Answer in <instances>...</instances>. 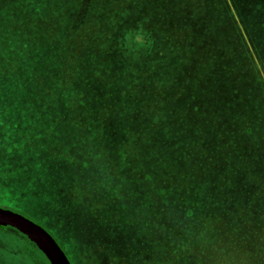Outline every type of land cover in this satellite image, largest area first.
I'll return each mask as SVG.
<instances>
[{
    "label": "trees",
    "instance_id": "trees-1",
    "mask_svg": "<svg viewBox=\"0 0 264 264\" xmlns=\"http://www.w3.org/2000/svg\"><path fill=\"white\" fill-rule=\"evenodd\" d=\"M99 2L23 0L15 13L0 9V108L28 117L42 106L89 107L93 137L107 138L115 158L121 143L122 169L88 191L103 200L87 230L106 241L103 228L108 244L118 242L109 263L120 250L151 251L147 264L166 262L169 241L171 264H264V0L188 2L185 21L171 22L168 44L140 40L139 27H125L138 13L108 24L112 12ZM141 75L153 81L144 96L128 89ZM170 78L171 115L164 117L151 92ZM126 150L140 158L129 160ZM141 181L152 191L145 206L135 202ZM125 202L144 210L140 225L123 220ZM74 213L66 210V222ZM151 232L157 246L145 243Z\"/></svg>",
    "mask_w": 264,
    "mask_h": 264
},
{
    "label": "rangeland",
    "instance_id": "rangeland-1",
    "mask_svg": "<svg viewBox=\"0 0 264 264\" xmlns=\"http://www.w3.org/2000/svg\"><path fill=\"white\" fill-rule=\"evenodd\" d=\"M20 1L0 0V9L15 13L18 4L22 8L23 0ZM105 1H107L106 12H112L111 15L107 14L109 17L108 24L110 18L120 19L121 22L123 20L129 21L132 14L138 13L139 19H137L139 21H135L134 26L129 23L125 27L127 29L139 27L141 31L140 40L147 39L149 36L152 39L156 36L162 41L166 39L165 42L168 44V40L171 41L172 21H185V10H189L190 5L199 7L200 3L207 5V1L213 0H100L99 4L105 7ZM95 10L100 13L103 12L100 8H95ZM215 24L214 21L212 26ZM124 32L125 34L128 33L127 31ZM61 41V37L55 41L58 48L62 47ZM169 60H171V56H167L161 62ZM165 66L169 67V62ZM160 72L165 74L164 70H160ZM96 75L94 79L99 83L107 81V78H100ZM124 79L127 82L128 77L126 74ZM165 81L159 93H151L156 94L154 98L160 97V104L162 103L164 108V117H170L168 114L171 115V78ZM116 82L120 84V80H116ZM152 83L153 81L148 82L147 78L141 75L128 89L144 96L145 86H151ZM155 84L159 85V82L155 81ZM147 93L150 92L147 91ZM169 98L170 101H168ZM157 105L156 103L155 106ZM88 108L73 104H69V106H42V109H45L47 113H52V118L53 113L56 114L53 121L51 118V122L48 121L47 116L43 117L42 109H37L34 114L24 117L23 114L20 115V113H23L20 109L16 111L11 107L0 108V207L19 212L47 229L62 246L72 264H147L144 259L152 257V252L146 250H142L139 255L133 253L130 255L128 250H120L118 255L114 254L113 262L109 263L113 253L118 250V242L108 244L111 237H107L108 233H105L103 228L101 232L106 241L91 236L94 232L93 229L87 230L88 219L95 216V210L100 209L103 200L102 197L97 198L94 194L88 193L92 190L90 185L108 183L109 176L114 171L117 172L119 168L122 169L123 161H120L123 160L124 154L121 143L119 149V151L121 150L119 153L121 157L115 158L112 155L107 138L101 141L93 137L91 130L96 123L94 121L87 122L90 116ZM78 110H83L87 117L86 115L83 116ZM62 114L66 115L65 121L62 120ZM59 126H62L63 131L66 132H60L56 128ZM51 127L52 129L49 131ZM54 130H56V134L61 135L63 133L66 140L55 136L53 134ZM124 130L126 131L125 128ZM81 132L83 135H78ZM49 133L50 137H47ZM123 135L132 139L137 138L141 145V138L127 136L125 133ZM52 136L54 138L51 140ZM81 139H84V141H79ZM27 143L30 145V150ZM93 152L97 154H92ZM126 152L130 156L129 160L136 161V158H140V156H133V153L129 154V150H126ZM138 152L140 155L141 151ZM156 156L157 153L152 151L151 161H154ZM46 162L50 166H47ZM155 167V165H151L149 170L154 172L153 168ZM138 176H141V174H138ZM124 191L126 193L130 192V186L127 185ZM150 192L152 191L145 187L141 181L135 195V202L145 206V203L149 201L150 194H147ZM124 197H126V194H124ZM136 203H133V206L131 204L129 207H127V203L125 204V213L122 218L124 221H132V224L137 221L140 225L145 214L140 213L144 210H140ZM135 205L136 207H134ZM67 209L75 211L71 215L70 222H66ZM128 210H130V215L126 214ZM169 216L170 214H167L165 218ZM144 234L146 233L143 230L142 235ZM149 235L151 239L145 237V243L152 242L153 246H157L153 241L158 242L160 237L152 232ZM18 240L13 234L5 233L3 229H0V261L4 264H11L14 258H11L9 252L13 250L18 252L19 257L26 255V257H21L18 262L50 264L33 246L30 247L27 242ZM168 242L164 250L166 262L159 264H171L169 247L171 244ZM16 243L18 245L22 244L21 247L14 249L13 245ZM135 255L137 259L139 258L136 263L133 261Z\"/></svg>",
    "mask_w": 264,
    "mask_h": 264
},
{
    "label": "water",
    "instance_id": "water-1",
    "mask_svg": "<svg viewBox=\"0 0 264 264\" xmlns=\"http://www.w3.org/2000/svg\"><path fill=\"white\" fill-rule=\"evenodd\" d=\"M0 229L29 240L50 264H72L62 246L47 229L19 212L0 207Z\"/></svg>",
    "mask_w": 264,
    "mask_h": 264
},
{
    "label": "flooded vegetation",
    "instance_id": "flooded-vegetation-1",
    "mask_svg": "<svg viewBox=\"0 0 264 264\" xmlns=\"http://www.w3.org/2000/svg\"><path fill=\"white\" fill-rule=\"evenodd\" d=\"M6 233V232H5ZM14 237L16 238V240H18V239H20V240H22L21 242H27L28 244H29V246L30 247H32L33 246V244L29 241V240H26L25 238H21V237H19V236H17V235H14ZM19 241V240H18ZM21 245L22 244H20V245H18L17 243L15 244V245H13V248L14 249H18V248H20L21 247ZM37 251H39L35 246H33ZM40 252V251H39ZM10 256H11V258H14L13 260H12V262H11V264H25V262L24 261H22V262H18L19 261V259L21 258V257H26V255H22L21 257H19L18 255V252L17 251H13V250H10ZM41 253V252H40ZM42 254V253H41ZM43 255V254H42ZM18 256V257H17ZM43 257H44V255H43ZM45 258V257H44ZM0 264H4V262H2V261H0Z\"/></svg>",
    "mask_w": 264,
    "mask_h": 264
}]
</instances>
